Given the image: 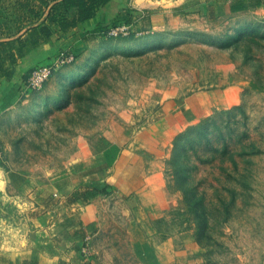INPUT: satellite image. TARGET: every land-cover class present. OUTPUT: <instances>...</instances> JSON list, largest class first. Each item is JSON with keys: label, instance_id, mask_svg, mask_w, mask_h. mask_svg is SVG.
I'll return each mask as SVG.
<instances>
[{"label": "rangeland", "instance_id": "rangeland-1", "mask_svg": "<svg viewBox=\"0 0 264 264\" xmlns=\"http://www.w3.org/2000/svg\"><path fill=\"white\" fill-rule=\"evenodd\" d=\"M181 1L135 4L153 12ZM173 22L90 35L74 61L0 114L2 248L28 234L40 196L44 208L57 197L47 185L61 189L96 168L105 174L131 150L139 160L128 183L158 196L144 214L155 239L172 243L176 264H264V6L218 24L203 16ZM205 92L230 100L192 110L186 101ZM167 121L180 129L168 135ZM154 123L165 127L160 140L149 137ZM142 188L96 191L93 200L115 205L100 237L112 264H140L120 211Z\"/></svg>", "mask_w": 264, "mask_h": 264}, {"label": "crops", "instance_id": "crops-1", "mask_svg": "<svg viewBox=\"0 0 264 264\" xmlns=\"http://www.w3.org/2000/svg\"><path fill=\"white\" fill-rule=\"evenodd\" d=\"M18 1L0 0V41L10 42L17 48L18 38L30 40L31 29L40 26H47L51 34L47 41L28 49L14 65L9 79L0 77V114L29 93L23 86V79L30 69L53 63L61 50L75 56L83 50L90 35L99 34V24L126 22L135 32L150 28H174L179 23L173 22L174 19L193 16H203L218 24L221 23L218 21L255 12L264 6V0H183L170 8L150 12V8L137 7L136 0H109L92 19L62 29L59 22L50 24L48 21L47 13L53 3L44 4L39 9L37 3L29 0L32 5L35 3V10H40L36 19L27 10L21 12ZM19 14L26 16L25 22H19ZM74 14L75 9H70L65 15L71 18ZM212 95V92L193 95L186 103L192 110L203 112L215 105L227 104L230 100L218 93L219 99L213 101ZM164 128L159 123L152 124L149 137L152 139L155 136L152 140H160ZM179 129L176 124L167 121L168 135L175 134ZM148 159L149 168L155 170L158 167L159 154L153 152ZM138 160L139 157H135L134 151L126 150L120 153V157L110 167L105 168V174L102 168H96L87 175L69 178L68 183L62 185L61 189L52 184L47 185L46 189L52 194L57 193V197L48 200V205L44 208L45 199L40 196L38 206L31 211L28 234L8 247L2 248L0 245V256H9L13 264H23L24 260L35 264H112L106 258L107 249L100 242V237L106 219L111 217L115 205L109 210L104 199H93L102 186L114 184L118 192L122 193L130 192L132 187L144 188L140 193L128 197L120 211L123 233L132 255L140 264H176L178 256L172 243L155 239V231L149 226V217L144 214L145 209L157 205L158 196L144 182L139 184L134 179V184L128 183L133 177ZM110 170L112 174H108ZM88 190L96 193L85 201L76 198V192Z\"/></svg>", "mask_w": 264, "mask_h": 264}, {"label": "trees", "instance_id": "trees-1", "mask_svg": "<svg viewBox=\"0 0 264 264\" xmlns=\"http://www.w3.org/2000/svg\"><path fill=\"white\" fill-rule=\"evenodd\" d=\"M37 3L36 5L41 9L45 5L50 6L47 18L50 24L59 22L62 29H66L71 26H75L78 22H84L92 19L96 13L103 8L109 0H32ZM30 4L29 0H19L18 8L21 10H27L32 14L34 18L39 17V11L35 10L34 6ZM70 9H75V14L68 18L65 14ZM64 14H62L63 12ZM24 14L18 15L19 22H25ZM126 23V22H125ZM127 24V23H126ZM116 24H99L97 32L99 34H105L109 29ZM50 29L47 26L33 27L30 31V40L17 39V48H14L10 42L0 41V77L10 78L12 69L16 65L20 58L23 57L29 48L37 46L42 41H47L50 37ZM95 191H85L82 193H75L76 198L85 201L89 196H94ZM3 257L0 256V264L3 261ZM23 264H35L33 262L23 261Z\"/></svg>", "mask_w": 264, "mask_h": 264}, {"label": "built area", "instance_id": "built-area-1", "mask_svg": "<svg viewBox=\"0 0 264 264\" xmlns=\"http://www.w3.org/2000/svg\"><path fill=\"white\" fill-rule=\"evenodd\" d=\"M131 30L130 25L125 22H118L114 27L109 29L105 35L110 37L126 36ZM74 61V55L66 50L58 52L53 63L47 65H40L30 69L23 79V86L26 91L31 92L39 89L55 72L58 67L69 64ZM86 255L87 252H84Z\"/></svg>", "mask_w": 264, "mask_h": 264}]
</instances>
